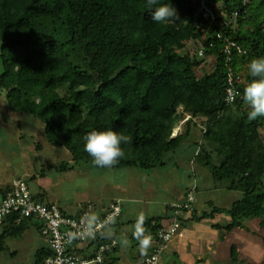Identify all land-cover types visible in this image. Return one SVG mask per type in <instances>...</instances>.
I'll use <instances>...</instances> for the list:
<instances>
[{"label":"trees","instance_id":"obj_1","mask_svg":"<svg viewBox=\"0 0 264 264\" xmlns=\"http://www.w3.org/2000/svg\"><path fill=\"white\" fill-rule=\"evenodd\" d=\"M202 1L218 21L237 13V24L208 27L197 16ZM244 1L160 0L171 3L179 19L155 22L146 0H0V92L10 111L35 117L47 143L64 148L75 166L91 165L83 136L92 130L111 128L130 137V143L121 145L125 156L113 169L163 167L168 155L199 132L193 163L208 169L216 189L242 197L228 209L194 211L192 220L229 217L230 223L214 226L221 239L246 229V221H259L264 231V117L249 121L241 97L225 102L229 70L241 78L236 84L242 93L252 79L248 63L264 57V0ZM219 32L246 52L234 51L229 66ZM193 43L199 48L192 53ZM209 58L210 72L204 68ZM181 122L185 132L175 135ZM75 166L55 163L50 168L68 172ZM160 220L134 223L148 228L154 223L151 232L157 237ZM32 226L41 236L36 219L5 220L0 255L15 257L6 240L23 237ZM108 229L98 243L117 239ZM52 256L44 244L34 264H46ZM231 258L241 263L236 245Z\"/></svg>","mask_w":264,"mask_h":264},{"label":"rangeland","instance_id":"obj_2","mask_svg":"<svg viewBox=\"0 0 264 264\" xmlns=\"http://www.w3.org/2000/svg\"><path fill=\"white\" fill-rule=\"evenodd\" d=\"M197 48L198 44L193 43L191 52ZM212 64L213 60L210 58L205 60V71L210 72ZM1 72L0 62V74ZM200 122L197 121L198 124ZM43 131L44 126L35 117L10 111L6 105L5 95L0 92V181L9 184L16 179L28 181L34 177L35 180L30 182L32 191H45L46 202L57 204L68 214L73 213L80 204L85 207L103 201L105 196L112 195L114 191L112 187L116 188L117 193L120 190L126 191L125 199L128 202L139 199V206L150 202L155 211H160L164 209L166 203L178 198L177 190L186 189L193 180L190 176L194 175V171H197L196 179L201 189L198 195L195 192L196 208L199 212H210L212 206L230 208L242 197L240 192L214 188L215 183L208 169L192 163L195 149L200 143V134L197 131L193 132L175 154L166 157L167 164L163 167L154 169L133 167L115 171L99 170L86 164L75 166L72 157L64 148H55L47 143ZM183 132L185 122L178 125L175 135ZM38 144L42 146L41 150L37 149ZM55 163L74 165L75 169L57 172L50 168V165ZM43 173L45 176H42ZM194 185H197L195 181L192 182V187ZM230 221L231 219L225 215L213 220L221 225H226ZM245 227L246 229H235L225 239H221L217 263L234 264L231 246L236 245L240 264H264V231H260L259 221H246ZM2 231L0 228V234ZM42 240L33 226L23 237L7 239L6 245L17 255L12 257L1 254L0 264H34L36 251L45 244ZM163 256L164 253L162 258Z\"/></svg>","mask_w":264,"mask_h":264},{"label":"built area","instance_id":"obj_3","mask_svg":"<svg viewBox=\"0 0 264 264\" xmlns=\"http://www.w3.org/2000/svg\"><path fill=\"white\" fill-rule=\"evenodd\" d=\"M244 2L247 3L248 0ZM200 15L209 22L208 27L216 24L225 29L237 24V13L233 14L229 21H218L217 14L205 1L199 5L198 18ZM221 16L225 17V14L222 12ZM216 34L218 39L224 40L223 52L227 66L232 62L234 51L238 54L246 53L236 42L223 38L221 32ZM199 56H203V49L199 51ZM238 80L241 78L236 77L230 69L225 96L227 104H233L240 98L237 96L230 100L231 94L239 91L236 84ZM195 192L196 185L191 188L184 203L173 206L175 218L168 227L159 230L153 250L146 257L144 264H162L161 258L169 242L174 238L184 237L183 220L186 214L192 211ZM96 212V205L89 204L78 216L69 215L54 204L36 200L31 186L25 180L16 179L0 200V227L9 218H14L17 223L24 219H36L41 225V237L53 253L46 264H112L109 257L119 247V241L112 239L98 242L106 230L121 218V202L111 203L103 212Z\"/></svg>","mask_w":264,"mask_h":264},{"label":"crops","instance_id":"obj_4","mask_svg":"<svg viewBox=\"0 0 264 264\" xmlns=\"http://www.w3.org/2000/svg\"><path fill=\"white\" fill-rule=\"evenodd\" d=\"M196 150L197 149H195L194 155ZM115 170L116 169H114V171ZM196 172L197 171H194V175L190 176V178L193 180L189 182L184 191L177 190L176 196L178 198L175 201H169L170 203H166L164 205V209L160 211H155L151 207L152 205L150 202L149 204H143V206H139V199L130 200L128 202L125 199L126 191L120 190V192L117 193L115 191L116 188L114 187H112L114 191L112 192L111 196H105L103 201L96 204L93 203L96 205V213H101L107 207H109L111 203L117 201L121 202L123 209L122 216L113 226L108 229V233H113L119 241V247L109 257L113 264H144L146 257L151 253L156 243V234L151 232V229L155 226V224L153 223L151 228H148L143 227L138 223H134V221L161 218V229L168 227L175 218V210L173 206L182 204L186 201L187 195L192 188L193 181L197 183L196 195H198L199 191H201L200 184L196 179ZM13 181L9 184L0 181V200L3 198V192L11 187ZM40 188L43 189V187ZM32 193L34 196L41 197L43 201L46 202L47 193L45 191H32ZM124 203L127 204L124 205ZM49 204L58 206L55 203ZM83 206L84 205L80 204L79 207L74 209V212L69 215H78L84 208ZM59 208L65 213L67 212L62 207ZM194 211H197V213H202L196 208V199L192 206V211L188 212L185 216V219L183 220L184 237L174 238L169 242L162 258V264H219L217 263L219 257L218 246L222 240L220 231L214 227L217 225V223L213 222V220L221 215L216 216L214 219L206 218L199 222H195L192 220ZM38 235L40 236L39 233ZM40 238L42 237L40 236ZM42 246L43 244L41 247Z\"/></svg>","mask_w":264,"mask_h":264},{"label":"clouds","instance_id":"obj_5","mask_svg":"<svg viewBox=\"0 0 264 264\" xmlns=\"http://www.w3.org/2000/svg\"><path fill=\"white\" fill-rule=\"evenodd\" d=\"M145 7L151 11L155 22H174L179 19L178 12L171 3L146 0ZM247 67L252 79L243 87L242 93L233 92L230 100L241 97L249 108L247 119L255 121L264 117V57L252 58ZM83 141V149L91 157V165L101 170L113 169L125 156L122 143L131 142L130 137L111 128L92 130L83 136Z\"/></svg>","mask_w":264,"mask_h":264}]
</instances>
